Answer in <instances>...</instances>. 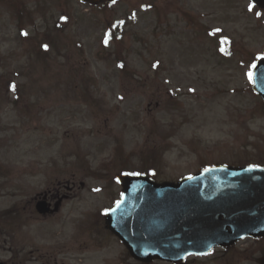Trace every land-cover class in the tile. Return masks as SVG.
I'll return each instance as SVG.
<instances>
[{"label":"rangeland","instance_id":"obj_1","mask_svg":"<svg viewBox=\"0 0 264 264\" xmlns=\"http://www.w3.org/2000/svg\"><path fill=\"white\" fill-rule=\"evenodd\" d=\"M263 53L251 0H0V259L138 264L99 214L116 174L264 164L246 75ZM72 183L57 211H36Z\"/></svg>","mask_w":264,"mask_h":264},{"label":"water","instance_id":"obj_2","mask_svg":"<svg viewBox=\"0 0 264 264\" xmlns=\"http://www.w3.org/2000/svg\"><path fill=\"white\" fill-rule=\"evenodd\" d=\"M254 65L253 88L264 100V55ZM117 177L122 194L107 209L106 226L135 258L178 261L244 235H264V165L213 164L176 181L143 173ZM36 207L47 209L43 200Z\"/></svg>","mask_w":264,"mask_h":264},{"label":"flooded vegetation","instance_id":"obj_3","mask_svg":"<svg viewBox=\"0 0 264 264\" xmlns=\"http://www.w3.org/2000/svg\"><path fill=\"white\" fill-rule=\"evenodd\" d=\"M73 186L66 185L67 191L63 193H55L51 191H46L37 198L44 199L47 206H50V210L44 213V216L57 211L63 202L64 198L68 197L67 193ZM103 219V217H101ZM214 256L212 262L214 264H264V236H244L239 238L237 241L225 245V246H215L208 253L205 254H190L181 261H168L167 264H204V258L207 256ZM217 255V256H216ZM220 260V262H217ZM138 264H150L152 261H142L137 260ZM53 264H64L63 262H57L56 260L52 262Z\"/></svg>","mask_w":264,"mask_h":264},{"label":"snow or ice","instance_id":"obj_4","mask_svg":"<svg viewBox=\"0 0 264 264\" xmlns=\"http://www.w3.org/2000/svg\"><path fill=\"white\" fill-rule=\"evenodd\" d=\"M61 19H66V18L65 17H61ZM44 47L47 48V45H44ZM252 67H255V65H253ZM246 75H247L249 81L252 82V80H253V73H252L251 69L246 73ZM262 75H264V74H262ZM12 87H14V85Z\"/></svg>","mask_w":264,"mask_h":264},{"label":"trees","instance_id":"obj_5","mask_svg":"<svg viewBox=\"0 0 264 264\" xmlns=\"http://www.w3.org/2000/svg\"><path fill=\"white\" fill-rule=\"evenodd\" d=\"M116 24H114L112 27H114ZM112 27H110V28H112ZM109 36V35H108Z\"/></svg>","mask_w":264,"mask_h":264}]
</instances>
